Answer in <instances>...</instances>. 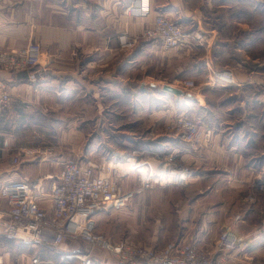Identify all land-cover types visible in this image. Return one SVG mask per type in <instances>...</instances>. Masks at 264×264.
I'll return each instance as SVG.
<instances>
[{
    "label": "crops",
    "instance_id": "crops-1",
    "mask_svg": "<svg viewBox=\"0 0 264 264\" xmlns=\"http://www.w3.org/2000/svg\"><path fill=\"white\" fill-rule=\"evenodd\" d=\"M127 1L0 0V48L22 47L40 39L47 56L53 57L36 81L28 79L27 70L0 69L11 94L8 108L0 114V165L6 177L40 180L48 191L51 177L61 172L67 159H81L84 166L96 163L92 159L107 154L113 145L122 151L137 149L149 159L145 163L150 168L156 163L151 160L158 161L155 169L175 155V161L192 172L188 184L169 190L176 197L179 217L188 222V214H195L202 204L209 205L203 223L221 222L237 210L231 206L239 207L248 225L235 253L264 264V203L242 208L239 203L241 188L251 190L264 182V59L250 52L264 46V21L257 23L259 15L264 19V8L258 11V0H233L229 7L215 0H152L155 13H165L181 25L184 43L165 48L156 39L143 38L133 49L120 50L119 33L136 34L146 25V19L125 14ZM220 17L227 21L220 22ZM227 54L233 57L224 59ZM190 61L194 65L189 68ZM220 67L233 69L235 84H209L212 70ZM187 77L197 80L198 86L184 96L163 89L164 84L174 85ZM179 114L196 120L211 134L203 151L164 131L166 121ZM38 118L46 119L52 128L34 142L29 136L40 125ZM134 124L143 132L136 134ZM64 127L72 129L67 132ZM31 148L42 153L25 155L26 161L11 167L10 155ZM189 186L198 192L188 194ZM224 188L228 194L224 195ZM41 203L51 209L48 197L43 196ZM205 232L196 230V236L183 233L177 238L212 250L215 241L205 246L193 239ZM35 248L36 253H22L12 260L0 253V261L56 263L60 252L83 250L87 245L66 240L58 249Z\"/></svg>",
    "mask_w": 264,
    "mask_h": 264
},
{
    "label": "built area",
    "instance_id": "built-area-1",
    "mask_svg": "<svg viewBox=\"0 0 264 264\" xmlns=\"http://www.w3.org/2000/svg\"><path fill=\"white\" fill-rule=\"evenodd\" d=\"M125 14L130 18L146 19L141 32L130 34L123 31L118 35L117 48L131 50L143 39H156L165 48L182 45L186 33L179 23L169 15L154 12L152 0H128ZM53 62L40 39H31L22 47L0 48V69L6 71H28V79L36 81ZM209 84L233 85L236 78L233 69L215 68L209 78ZM181 89L191 91L197 88L196 81L187 77L180 81ZM11 94L7 81L0 77V114L10 103ZM164 128L200 151L211 139L199 123L185 115L170 117ZM42 153L39 148L26 149L9 157L11 167L26 161L25 155L36 156ZM122 159L144 164L139 159L137 149L118 151ZM116 154V155H117ZM167 170L173 169L175 175L158 178L140 172L139 185L126 187L122 177L130 169L88 162L84 166L77 159H67L61 172L53 175L48 191H44L42 182L31 183L25 178H7L6 169L0 166V234L32 246L50 245L59 248L66 240L82 241L86 249L65 250L60 252L55 263L40 259L35 264H254L235 253L246 237V219L242 213H235L222 224L212 250L200 247L195 241L178 238L164 246L147 247L137 245L127 239L113 241L97 230L96 215L104 210H121L141 191L156 185L179 186L190 181L192 172L170 155ZM148 167L152 165L146 163ZM49 198L51 209L41 203V198ZM107 252L108 260H103ZM0 264H17L0 261Z\"/></svg>",
    "mask_w": 264,
    "mask_h": 264
},
{
    "label": "rangeland",
    "instance_id": "rangeland-1",
    "mask_svg": "<svg viewBox=\"0 0 264 264\" xmlns=\"http://www.w3.org/2000/svg\"><path fill=\"white\" fill-rule=\"evenodd\" d=\"M216 4H222L229 7V5L233 4V0H215ZM258 11L263 10L264 8V0H261V2L257 3ZM223 7V6H222ZM224 9V8H222ZM210 10V12L215 11ZM207 11V10H206ZM231 11V10H230ZM264 11V10H263ZM263 13V12H262ZM222 13L218 14L221 15ZM217 15V14H216ZM259 15V14H258ZM220 22H226V17H220ZM232 20V19H231ZM264 21V19H261L260 15L257 18V23ZM231 31H225V34H228ZM224 35V34H223ZM251 55L255 58L264 59V46H257L253 47V49L250 50ZM224 59L232 58V55H224L222 56ZM196 56H194V59ZM193 61V59L191 60ZM189 62L188 67L190 68L193 66V62ZM223 62H225L223 60ZM233 63V62H231ZM231 68V67H227ZM232 69V68H231ZM194 79V78H193ZM195 80V79H194ZM197 81V80H195ZM197 83V82H196ZM198 85V84H197ZM175 87L181 88V84L179 81L174 83ZM72 109H69L68 113H73ZM131 111V110H130ZM71 116V115H70ZM69 116V117H70ZM38 121L40 122V125L35 128V131H33L29 138L34 142H39L41 139H43L47 132H50V129L52 127H49L47 125V120L43 118H38ZM63 128V126L58 127ZM67 132L68 129H72V127H64ZM75 127H73L74 129ZM134 130L137 132L136 134L142 133L141 126L135 125L133 126ZM262 128V127H261ZM258 130H260V127H258ZM52 131V130H51ZM147 131V130H146ZM164 131L167 132L164 128ZM170 133V132H168ZM28 136V135H27ZM114 148L111 149V151H108L106 153H100V156L97 158L92 159L96 164H104V163H113L115 166L121 165L122 171H125V168L122 166H127L130 171L128 172L127 176L122 177L123 181L122 184L130 185V187H136L139 185V173L135 172L136 169L135 166L139 163L127 161V159H122L121 155H117L118 151H122L120 148L116 149V145H113ZM206 147V146H205ZM204 147V148H205ZM202 149V151L204 150ZM117 150V151H116ZM113 155L114 158L112 157ZM69 159H77V158H69ZM141 162H145V160H149L147 157H140L139 158ZM81 162V159H77ZM152 162H156L153 167L158 168V161L151 160ZM168 161H165V164L160 165L159 170H167L169 163ZM177 162V161H176ZM146 164V163H144ZM1 166V165H0ZM150 169H155V168ZM164 168V169H163ZM172 170V169H171ZM152 170L145 171L148 174H151ZM173 171V170H172ZM144 172V173H145ZM152 175V174H151ZM131 176V178H127ZM156 176V175H152ZM159 179L160 177L157 176ZM191 179V177H190ZM211 181L215 182V178L210 179ZM174 187L176 185H173ZM173 186H161L156 185L155 187L151 189H146L138 193L131 201L130 203L121 210H104L101 211V218H97V229L99 231H102V233L107 236L109 239L113 241H121L123 239H127L131 242H134L137 245L141 246H147V247H156L153 245H159L158 248L164 246L166 243L178 239L177 235L179 234H187L189 238L190 236L194 235L196 236L195 231L205 229L206 232L202 233L200 237L193 238L199 243H203L205 246H211V244L217 239L221 226L225 222V220L234 215L235 213L239 212L242 213L244 216V212L240 210L239 207H230L231 210L234 208L237 209L234 212L228 213L221 222H205L203 223L202 220L206 219L205 213L209 210V205H202L199 204V207L201 208L195 214H188V222H185L182 218L179 217V215L176 213V205H174V199L176 198L174 194L172 195L169 190ZM181 187V185H179ZM185 186V185H183ZM182 186V187H183ZM188 194L195 195L196 191L193 186L187 187ZM251 187H248L247 190L245 188H241L240 190V205L241 208L243 206H253L254 204H257L259 201L261 203H264V182L256 185V187L249 189ZM259 192H262L259 194ZM224 195L228 194V190L224 188L223 190ZM183 205V204H182ZM251 206V207H252ZM206 207V208H205ZM263 207V205L261 206ZM239 208V209H238ZM246 219V217H245ZM246 223L248 225L247 219ZM247 230V226H246ZM206 234V235H205ZM185 240V239H183ZM189 241V239H186ZM14 239L6 238L5 236L0 234V253L7 254V259L12 260V258H21L22 253L25 254H33L35 252V247L23 243L21 241H17L15 243ZM198 244V243H197ZM199 245V244H198ZM200 247H203L200 245ZM264 248V246H262ZM103 253L104 255H102ZM107 252L99 251V254L103 256V260H108V256L106 254ZM254 263V262H253ZM256 264V263H254Z\"/></svg>",
    "mask_w": 264,
    "mask_h": 264
},
{
    "label": "bare ground",
    "instance_id": "bare-ground-1",
    "mask_svg": "<svg viewBox=\"0 0 264 264\" xmlns=\"http://www.w3.org/2000/svg\"><path fill=\"white\" fill-rule=\"evenodd\" d=\"M128 161V160H127ZM112 166H115L113 163H110ZM119 166H121V165H117V166H115V167H119ZM135 170L134 171H136V172H145V171H149V170H152L151 171V174L152 175H157V176H159L160 178H164L165 176H173V175H175V173H174V170L172 171V170H159V169H150V167H148L146 164H138L137 165V167L135 166ZM164 169V168H163Z\"/></svg>",
    "mask_w": 264,
    "mask_h": 264
},
{
    "label": "water",
    "instance_id": "water-1",
    "mask_svg": "<svg viewBox=\"0 0 264 264\" xmlns=\"http://www.w3.org/2000/svg\"><path fill=\"white\" fill-rule=\"evenodd\" d=\"M163 89L166 91H169L171 93L177 94L179 96H184L185 95V91L181 88L175 87L174 85L170 84V83H166L163 85Z\"/></svg>",
    "mask_w": 264,
    "mask_h": 264
},
{
    "label": "trees",
    "instance_id": "trees-1",
    "mask_svg": "<svg viewBox=\"0 0 264 264\" xmlns=\"http://www.w3.org/2000/svg\"><path fill=\"white\" fill-rule=\"evenodd\" d=\"M28 72V71H27Z\"/></svg>",
    "mask_w": 264,
    "mask_h": 264
}]
</instances>
